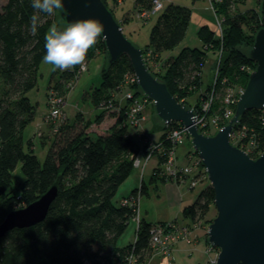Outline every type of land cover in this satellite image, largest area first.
<instances>
[{"label": "trees", "instance_id": "obj_1", "mask_svg": "<svg viewBox=\"0 0 264 264\" xmlns=\"http://www.w3.org/2000/svg\"><path fill=\"white\" fill-rule=\"evenodd\" d=\"M111 1L117 4L124 0ZM255 1L259 11H239L235 6L240 0H210L215 16L221 20V37L203 25L197 31L201 48L185 47L175 57L163 56V53L174 49L184 38L190 9L173 2L163 5L161 1V8L153 13L157 17L147 44L141 48L144 63L155 57L163 60L159 79L154 69L145 65L181 104L197 91L202 90V94L207 91V95L210 87L202 88V67L208 53L221 51L219 72L211 86L214 99L208 110L200 115L210 118L208 121L216 119L220 127L231 118L223 116L227 105L221 98L229 89L236 92L243 89L248 74L255 68V62L239 49L241 45L251 46L255 33L264 29V0ZM102 2L113 14L108 8V0ZM152 7L153 0H134V9L139 13L150 11ZM58 10L52 15L39 13L40 23L33 33L30 28L34 12L31 0H6L0 7V221L10 211L36 200L50 186H57V195L40 223L14 228L0 238V264H129L133 260L136 264H145L153 253L151 238L155 227L181 230L199 223L207 228L212 219L208 218V212L213 208L212 188L207 182L194 202L182 207V217L188 220L185 226L177 225L176 221L151 223L136 216L138 199L148 195L143 181L129 195L114 202L119 186L134 171V160L147 150L136 135L129 132L134 119L130 120L127 113L132 106L129 109L127 102L123 105L121 99L115 98L122 96L128 88L124 83L128 77L136 89L134 95L139 94L126 56L108 63L102 70L100 85L89 96L93 107L100 110L94 122L98 123L106 114L113 119L103 134L92 136L87 130L93 121H84L80 114L68 123L61 110L57 117L63 114L62 120L59 119L52 129L53 136L43 162L40 163L33 153L31 140L27 141V148L24 147L22 131L33 121L36 107L26 94L36 87L38 68L46 52L44 36L55 23ZM96 45L105 49L101 36ZM92 57L93 52L89 49L86 60ZM74 74L71 70L62 72L55 85L62 93H59L62 102L67 93L63 91L68 86L65 82L69 84ZM139 97L135 103L145 100L144 95ZM231 109L234 111V105ZM208 127L206 124L200 132L212 134ZM177 128L179 125L175 122L163 125L160 136L163 140L159 141L163 145L155 150L157 160L149 179L155 189L157 182L181 184L183 181L173 180L161 169L166 152L174 148L167 135ZM230 142L246 150L250 158H257L264 151V109L246 111L233 127ZM196 160V167L184 179L193 178L201 183L207 177ZM18 163L24 180L13 184L10 175ZM185 184L188 188L189 182ZM16 189H19L18 193ZM133 218H138L134 221V240L119 246L118 239Z\"/></svg>", "mask_w": 264, "mask_h": 264}, {"label": "rangeland", "instance_id": "obj_2", "mask_svg": "<svg viewBox=\"0 0 264 264\" xmlns=\"http://www.w3.org/2000/svg\"><path fill=\"white\" fill-rule=\"evenodd\" d=\"M161 1L163 5L173 2L190 9V20L184 38L180 43H178V45L175 46L174 49L163 53V56L167 55L168 57H175L181 51V49L185 47L200 49L201 41L197 37V31L203 25L207 26L211 31L221 37V20L217 19L215 16L210 4V0H160V2ZM5 2L6 0H0V7L3 6ZM108 8L113 10V16L120 25L124 36L136 47H139L140 49L143 48L147 44L149 31L155 22L157 14L149 13L147 16L145 15L146 17H142L139 12L134 9V0H124L117 2V4L113 3L111 0H108ZM235 8H237L239 11H244L247 9H256L259 11V4H257L255 0H240V2L236 4ZM146 13H143V15ZM54 21V24H56L58 28H63L66 26L65 22L60 17L59 10L55 12ZM95 46L98 45L95 44L92 48H90L91 52H93V57L91 59L85 60L83 65H77L70 69L71 71L75 72V74L73 80L69 81V84H67V82H65L66 84L64 83L65 85H68L63 90L67 92L65 95H63L64 102L60 100L59 97L62 93L60 90H57L55 85L59 80V76L66 70L60 71L57 69L53 71L52 66L45 64L43 60L39 65V76L37 78L36 87L26 94L30 102L36 105L35 115L33 121L30 122L22 131V139L25 148H27V141L31 140L33 145V153L36 155L40 163L43 162L44 157L50 147L51 138L53 136L52 129L57 125L58 120L60 119L61 121L63 117V114H60L59 117L51 118L48 113L51 108L56 107L59 112L62 110L68 123H72L75 120L77 114H80L84 121H93L95 115L100 111L99 109L93 107L89 96L92 90L95 87H98L102 81V70L108 66V56L105 53V49L102 50ZM251 46L241 45L239 46V49H241L244 54L248 55ZM220 57H223V55H221V51L216 53H208L205 63L202 67L204 72L202 76V88H205L207 85L210 87V91H208L207 95H205V92L207 91H205L203 94L200 93L202 90L197 91L194 95L188 97L183 104L186 108L190 109L194 115H202V112H204L203 110L207 111L214 99L211 86L217 79ZM162 61V59L159 60L156 57L154 60L151 59L150 61H145L147 65L154 69L158 79L160 78V74L163 69ZM128 78H125L124 83L128 86L127 89H129V91H126V89V92L124 91L122 96L117 95L115 98L121 99V103L123 105L127 102L129 109L130 105L132 106V108L127 113V116L130 120L134 119V122L131 123L133 127H129V132L134 133L138 138L137 140H139L141 144L143 143L144 147L147 148L146 152L142 153V155L140 154L138 158L140 162H144L147 156L149 160H151L144 171V183L147 186L148 195L142 196L138 199V208L140 206L141 216L145 219L148 218L150 222H156L159 220H164L167 222L176 221L177 225L185 226L187 225L188 220L182 217L181 206L184 207L193 203L199 192L206 186L208 180L201 183L200 181H197L194 185H191L188 188L185 183L177 184L168 181L164 183L157 182V188L155 189L153 184L149 183V176L152 174V160H157L155 156V150L163 145L159 141L163 140V138H160V136L163 132L164 124L156 116L154 106L150 99L142 94L139 89V94L134 95V90L136 89H133V83L132 81L130 82V79ZM126 80H128L129 84ZM141 95L145 96V100L138 103L140 110L135 111L136 106L134 100H139V96ZM221 102H225L224 98H221ZM197 103L198 107H196ZM106 115L103 116L101 121L98 123L93 121L90 125L87 131L92 136L101 135L110 127L113 119L109 116L107 117ZM209 119L208 117H204V122L208 124L210 127H208L209 132L212 133L207 135H214L221 127L218 124L215 126L214 123L208 121ZM178 125L180 128L183 127L181 123H178ZM195 126L198 132H200L201 127L197 124H195ZM133 130L135 132H133ZM200 133L204 134L203 132ZM42 140L44 144L42 143ZM171 142L174 144V148H171L170 152L173 153V160L176 161V164L179 167L184 168L190 161L194 160L197 153L192 149L190 138L187 135V132L184 131L180 135H177L176 138ZM147 162L148 161H146L145 164ZM141 166L142 163L139 167H134V172L119 186L114 196V202H118L121 197L129 195L130 191L133 189L129 188V186L137 182L139 183L140 177L142 176L135 177V171L136 169L140 170ZM163 166L164 163L161 169L165 170ZM150 172L151 174H149ZM10 177L13 184L15 182H23L24 177L20 169V163H18L15 169L11 172ZM135 180L136 182H134ZM15 191L18 193L19 189H16ZM213 208L209 210L208 218H213L215 216L216 212ZM136 216L139 218L138 212H136ZM138 218H133L130 220L125 232L118 239L117 243L119 246L127 245L134 240V221ZM184 228L183 232L185 233H181L178 238H173L171 242L167 243L168 250H164L166 252L155 253V251H153L152 255H150L145 264H196L197 262L198 264H203L208 257L198 252H196L194 255H190L186 252L178 254L179 256H175L173 254L174 248L180 242H185V244H181L189 248V244L195 243L199 238L196 232L201 231L202 234H205L207 230L205 226H200L199 223H194L192 226ZM202 246L203 243L201 241V247ZM217 253L218 252H216L214 249L209 258L215 259ZM208 261L207 264H209ZM131 263L136 264L134 260Z\"/></svg>", "mask_w": 264, "mask_h": 264}, {"label": "water", "instance_id": "obj_3", "mask_svg": "<svg viewBox=\"0 0 264 264\" xmlns=\"http://www.w3.org/2000/svg\"><path fill=\"white\" fill-rule=\"evenodd\" d=\"M60 17L67 25L77 19H95L103 26L108 63L126 56L139 90L151 100L156 116L168 124L181 123L190 138L213 191L215 216L207 226V243L218 249L213 264H264V151L255 159L230 142L233 127L248 110L264 109V29L253 39L248 57L255 68L248 74L228 122L214 135L198 132L194 113L173 97L165 83L147 69L142 51L122 33L102 0H63ZM57 195L50 186L36 200L10 211L0 221V238L14 228L40 223Z\"/></svg>", "mask_w": 264, "mask_h": 264}, {"label": "clouds", "instance_id": "obj_4", "mask_svg": "<svg viewBox=\"0 0 264 264\" xmlns=\"http://www.w3.org/2000/svg\"><path fill=\"white\" fill-rule=\"evenodd\" d=\"M34 9L30 28L36 32L40 23L39 13L54 14L57 9H63V0H31ZM103 32L102 24L95 19H77L65 27L58 28L52 24L45 36V55L43 61L51 65L52 70H70L77 65H83L87 53Z\"/></svg>", "mask_w": 264, "mask_h": 264}, {"label": "built area", "instance_id": "obj_5", "mask_svg": "<svg viewBox=\"0 0 264 264\" xmlns=\"http://www.w3.org/2000/svg\"><path fill=\"white\" fill-rule=\"evenodd\" d=\"M160 8H161L160 0H153L152 9L150 11L140 12L139 14L142 17L143 16L146 17L149 13L152 14V13L156 12L157 10H159ZM143 13H146V14L143 15ZM242 91H243V89H239L237 92L234 89H229L227 91V93H226V95L224 97V101H225L224 103L227 105V108H226V110L224 112V115H223L225 118H228V117L232 116L233 111L231 109V106L235 105V102H236L238 96L240 95V93H242ZM135 106H136L135 107V111H139L140 110V106L138 105V103H135ZM203 111L206 112V110H203ZM58 114H59V110L56 107H53V108L50 109L49 115H50L51 118H56L58 116ZM204 117L205 116L195 115V120H194L195 124H197L201 128H203L207 124L206 122H204ZM210 122L214 123L215 126H217V124H218L216 119L210 120ZM184 131L186 132V129L184 127H181V128L179 127V128H177L175 130H172L170 132V134L167 135L168 139L172 141V140H174L176 138L177 135H180ZM240 149L243 150L247 154L246 150H244L242 148H240ZM170 151L166 152V160H165L164 166H163L165 168V170H163L164 174H167L173 180L174 179H182L184 182L181 181V183L189 182V187L191 185H194L197 181L193 180V178L185 180L184 177L185 176H190L193 167H196V164H197L196 158L199 160V162H200V159L198 157H195L194 160L190 161L188 163V165H186L184 168H182V167H179L176 164V161L173 160L174 159V155ZM146 161H148V156L145 158V160H144V162H143L141 167H143V165L145 164ZM133 164H134V167H139L140 164H141L139 158H136L134 160ZM136 220H138V219H136ZM181 233H185V232H183V228L181 230H179V229H174L173 230L171 228L166 230L163 227H159V226L155 227V230H153V236L151 238V245L153 247V251H155V253H157V252H159V253L166 252L164 250H168L167 243L171 242L173 238H178ZM129 264H132V263H129Z\"/></svg>", "mask_w": 264, "mask_h": 264}, {"label": "crops", "instance_id": "obj_6", "mask_svg": "<svg viewBox=\"0 0 264 264\" xmlns=\"http://www.w3.org/2000/svg\"><path fill=\"white\" fill-rule=\"evenodd\" d=\"M203 70H202V74H201V77L203 76ZM112 123V122H111ZM149 161H151V160H148V162L145 164V165H143V167H141L140 168V170H138V169H136V174H135V177H138V176H142V177H140V180H139V183L137 182V183H135V184H132L131 186H129V188H137L139 185H140V182L141 181H143L144 182V171H145V169H146V167H147V165H148V163H149ZM153 161V165H152V168H151V170H153V168H154V166H155V160H152ZM150 170V171H151ZM134 172V171H133ZM132 172V173H133ZM149 174H151V172L149 173ZM148 174V175H149ZM150 177V176H149ZM134 182H136V180L134 181ZM128 188V189H129ZM127 189V190H128ZM124 197V196H123ZM126 197V196H125ZM122 198V197H121ZM138 203H139V201H138ZM181 209H182V206H181ZM138 215L140 216V217H142L141 216V211H140V206H139V208H138ZM144 218V217H143ZM148 219V218H147ZM146 219V220H147ZM148 222H150L149 221V219L147 220ZM158 222H167V221H164V220H159V221H156V222H151V223H158ZM134 226H135V222H134ZM205 233V232H204ZM196 234H198V236H199V238H198V240L195 242V243H193V244H189V248H187L186 246H184V245H182L181 243H183V244H185V242H180L178 245H176V247L174 248V250H173V254L175 255V256H177L178 254H181V253H183V252H186V253H189L190 255H194L196 252H198V253H200V254H203V255H205V256H207L208 258H207V260H205L204 261V263L203 264H207V261L210 259L209 257L211 256V254L209 253V252H207L206 250H205V248H206V245H207V238H205V234H202V232L201 231H197L196 232ZM203 236H202V235ZM201 241H202V243H203V246L201 247ZM179 256V255H178ZM196 264H198V262L196 263Z\"/></svg>", "mask_w": 264, "mask_h": 264}, {"label": "bare ground", "instance_id": "obj_7", "mask_svg": "<svg viewBox=\"0 0 264 264\" xmlns=\"http://www.w3.org/2000/svg\"><path fill=\"white\" fill-rule=\"evenodd\" d=\"M194 120H195V118H194ZM195 157H198L197 154H196ZM214 249L216 250V252H218V249H217V248H215V247H213V246H211L210 244L207 243L206 248H205V250H206L207 252H209V253L211 254V253L214 251ZM215 259H216V258H215ZM215 259H210V260L208 261V263H209V264H213L214 261H215Z\"/></svg>", "mask_w": 264, "mask_h": 264}]
</instances>
